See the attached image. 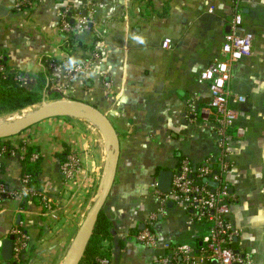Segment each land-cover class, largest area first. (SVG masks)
I'll return each instance as SVG.
<instances>
[{"label":"crops","instance_id":"crops-1","mask_svg":"<svg viewBox=\"0 0 264 264\" xmlns=\"http://www.w3.org/2000/svg\"><path fill=\"white\" fill-rule=\"evenodd\" d=\"M31 1L33 8L18 9L20 0H0V52L28 90H39L45 59L81 63L96 44L105 48L100 62L75 77L68 100L100 110L120 140L118 173L103 210L112 223L102 243L110 264H160L166 243L200 247L207 227L191 223L189 213L175 203L159 212L161 196L153 183L160 171L174 172L182 158L201 164L216 151L213 135L200 122L212 96L198 78L231 30L235 0ZM64 7L83 13L94 8L91 29L62 38ZM241 10L243 31L254 37V54L232 72V90L247 101L239 119L246 135L232 145L234 168L227 177L235 197L230 220L240 233L236 249L250 253L253 264H264V0H241ZM167 40L170 45L164 47ZM52 80L67 87L62 69L53 72ZM91 123L58 116L0 144L16 151L0 157V181L12 191L21 189L27 166L21 155L24 147L31 148L40 154L36 188L50 200L49 210L38 200H0V243L15 228L29 238L17 264H66L75 252L112 160L108 136ZM72 152L78 153L80 166L73 180H66L62 167ZM155 212L158 245L147 248L136 235ZM1 253L0 247V264H13Z\"/></svg>","mask_w":264,"mask_h":264},{"label":"built area","instance_id":"built-area-1","mask_svg":"<svg viewBox=\"0 0 264 264\" xmlns=\"http://www.w3.org/2000/svg\"><path fill=\"white\" fill-rule=\"evenodd\" d=\"M35 2L20 0L17 8H33ZM213 8L210 12H213ZM95 10L89 8L85 13L72 11L64 7L60 13V34L65 39L77 38L89 31L94 24ZM244 14L241 10V0H235L234 18L231 30L226 34L219 55L199 75V82L209 86L212 96L211 104L204 109L201 118V128L207 127L214 137L215 152L208 154L201 164H195L190 158L184 157L173 172L171 193L158 191V180L153 183L155 191L160 194L162 208L166 211L169 202L181 205L189 213L191 223L207 227L202 236V245L164 244L166 254L160 258V264H253V256L248 252L235 250L234 246L240 233L230 220L235 197L230 192L227 177L234 168L232 145L246 135V129L239 124L240 108L246 103L244 95L232 90V72L236 63L253 56V34L243 31ZM170 41H165L164 47H169ZM104 46L96 44L88 59L79 63L73 60H52L49 68L52 72L57 69L64 71L67 87L72 85L75 77L82 75L94 64L101 60ZM4 59L0 52V79L10 72L2 63ZM21 80V77H17ZM22 81V80H21ZM52 85L47 96L59 94L60 100H67L65 89L51 81ZM190 112L195 114L197 108L190 105ZM15 150L7 146L0 147V157L15 154ZM22 161L27 159V149L23 148ZM40 154L33 153L30 161L35 163ZM80 166L78 153L72 152L62 167L66 180H73ZM20 197L23 200H38L46 210L50 209L47 195L32 186V176L25 173L22 187L19 191L10 190L0 181V200ZM158 212L150 216L149 224L136 235L139 243L147 248H156L158 235L153 232L152 224L157 221ZM15 236L14 260L20 261L29 246L28 236L19 228L13 230ZM100 264H110L107 259H100Z\"/></svg>","mask_w":264,"mask_h":264},{"label":"water","instance_id":"water-1","mask_svg":"<svg viewBox=\"0 0 264 264\" xmlns=\"http://www.w3.org/2000/svg\"><path fill=\"white\" fill-rule=\"evenodd\" d=\"M85 114H89L86 116ZM85 116L88 119H95L101 122L103 128L105 129L107 136L111 140L112 149L110 151V159L113 158L112 164L110 166L109 175L97 202L95 203L90 215L85 221L81 233L78 238V243L75 252L69 258L66 264H80L85 257L89 243L93 237L95 228L99 221L100 215L102 214L104 207L111 195L117 173L121 154L120 140L116 133V130L109 119L98 109L91 105L78 104L76 102L67 100H58L53 102L49 107L42 110L27 119L19 120L14 123H9L5 125H0V139H7L13 137L32 126L40 124L49 119L58 116ZM173 171L163 170L159 172L158 176V190L162 193H171L172 191V181H173ZM174 203L170 202L169 207H173ZM20 218L18 219V221ZM142 228H145L143 226ZM237 242V240H236ZM14 243L15 236L10 235L8 238L4 239L0 243L2 249V258L4 261L13 262L14 261Z\"/></svg>","mask_w":264,"mask_h":264},{"label":"trees","instance_id":"trees-1","mask_svg":"<svg viewBox=\"0 0 264 264\" xmlns=\"http://www.w3.org/2000/svg\"><path fill=\"white\" fill-rule=\"evenodd\" d=\"M66 44L69 45L70 43ZM52 60L54 59L48 58L44 60L46 70L39 75L40 88L37 91H31L25 88L21 81L23 79L21 74L10 72L7 62L5 59L2 60V63L7 67L10 73L4 79H0V114L23 110L27 107L43 102L46 97V93L50 90L52 85L50 80L52 78L53 72L49 68V64ZM17 77H21V80H17ZM56 96V94H53L52 97L58 99ZM0 144L4 145V143L1 142ZM6 146L10 148V145L8 144H6ZM33 153L35 152L29 148V151H27V159L23 162L27 164L25 167V173H28L32 176V186L36 188V165L40 161V158L35 163L31 162L30 156ZM111 228V221L107 219L102 212L95 228L93 237L87 248L85 257L80 264H100V259L109 260V255L102 243L110 236ZM234 248L237 250L236 244Z\"/></svg>","mask_w":264,"mask_h":264},{"label":"rangeland","instance_id":"rangeland-1","mask_svg":"<svg viewBox=\"0 0 264 264\" xmlns=\"http://www.w3.org/2000/svg\"><path fill=\"white\" fill-rule=\"evenodd\" d=\"M59 87H61L60 85H58ZM70 88V87H69ZM69 88H66L64 87L65 89V96L66 98L68 99V96L70 95L69 94ZM61 99V98H60ZM60 99H57L60 100ZM51 100V97H48L47 94H46V97L45 99L43 100V102L39 103V104H36V105H33V106H30L31 107V112L32 114L31 115H35L36 113H40V111L44 110L45 108L49 107L52 103L50 102ZM48 101V102H46ZM55 102V101H54ZM41 109V110H40ZM40 110V111H38ZM22 114V110H19V111H15V112H9V113H3V114H0V122H5L6 119L12 117V116H15V115H21ZM87 115V114H86ZM74 117H80L82 119H87L89 120L88 118H86L85 116L81 115V116H74ZM36 126V125H35ZM34 126H32L31 128L27 129V130H30L32 129ZM26 131V130H25ZM9 138L7 139H0V142L3 143L4 141H7Z\"/></svg>","mask_w":264,"mask_h":264},{"label":"bare ground","instance_id":"bare-ground-1","mask_svg":"<svg viewBox=\"0 0 264 264\" xmlns=\"http://www.w3.org/2000/svg\"><path fill=\"white\" fill-rule=\"evenodd\" d=\"M41 110V109H40ZM38 110V111H40ZM41 112V111H40ZM32 112H31V107H27L25 109L22 110V114L21 115H15V116H12L10 117L9 119L7 118L5 122H0V125H5V124H9V123H14L16 121H19V120H23V119H27L33 115H31ZM37 114V113H36ZM86 115V114H85ZM89 114H87L86 116H88ZM87 118V117H86ZM87 120V119H86ZM94 125H96L98 128H100L103 133H106L105 129L103 128L101 122L95 120V119H89ZM91 123V124H92ZM107 137V136H106ZM108 139L110 140L109 136H108ZM110 143H111V140H110ZM110 147V146H109ZM107 151V150H106ZM111 151V150H110ZM110 157V156H109ZM113 160V158H111ZM112 160H111V164H112ZM74 253V252H73Z\"/></svg>","mask_w":264,"mask_h":264}]
</instances>
